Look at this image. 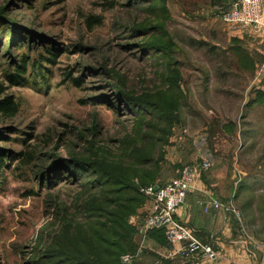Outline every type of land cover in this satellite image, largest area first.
Here are the masks:
<instances>
[{
    "label": "rangeland",
    "instance_id": "rangeland-1",
    "mask_svg": "<svg viewBox=\"0 0 264 264\" xmlns=\"http://www.w3.org/2000/svg\"><path fill=\"white\" fill-rule=\"evenodd\" d=\"M226 3L0 0L1 97L18 106L0 116V264L137 257V185L202 159L224 174L243 236L262 225L264 31L224 23ZM51 49L44 76L10 87L21 57Z\"/></svg>",
    "mask_w": 264,
    "mask_h": 264
},
{
    "label": "crops",
    "instance_id": "crops-1",
    "mask_svg": "<svg viewBox=\"0 0 264 264\" xmlns=\"http://www.w3.org/2000/svg\"><path fill=\"white\" fill-rule=\"evenodd\" d=\"M209 172H203L196 181V189L185 195L174 219L189 228L203 244L212 247L217 253L215 260L199 259L184 263L172 254L162 230H149L141 241L137 237L136 264H264V220L262 225L254 226L248 230L247 236H243L238 220L231 213L219 209L204 210V204L210 198L227 202V192L222 191L226 188L223 183L227 182L224 174ZM147 203L145 209L148 214L153 203L150 199Z\"/></svg>",
    "mask_w": 264,
    "mask_h": 264
},
{
    "label": "built area",
    "instance_id": "built-area-1",
    "mask_svg": "<svg viewBox=\"0 0 264 264\" xmlns=\"http://www.w3.org/2000/svg\"><path fill=\"white\" fill-rule=\"evenodd\" d=\"M264 0H227L226 9L222 14L223 22L242 26L254 34L264 31ZM211 164L202 159L194 165L180 168L178 178L165 183L163 186H148L142 193L153 203L149 213L140 224L139 234L149 230H162L172 254L184 263L199 259L214 261L217 253L212 247L203 244L192 231L174 219L175 211L184 203L185 195L196 189V181L203 172L210 170ZM157 187V190H156ZM222 210L224 213L236 217L240 227L242 220L233 202L210 198L204 204V210ZM243 231V230H242ZM135 255L120 256L122 264H131ZM158 264V263H154Z\"/></svg>",
    "mask_w": 264,
    "mask_h": 264
},
{
    "label": "trees",
    "instance_id": "trees-1",
    "mask_svg": "<svg viewBox=\"0 0 264 264\" xmlns=\"http://www.w3.org/2000/svg\"><path fill=\"white\" fill-rule=\"evenodd\" d=\"M101 22L97 17H90L87 19L86 24L89 29H92L95 27V25H99ZM14 39V38H13ZM47 58L43 57L42 55H39L37 58H34L32 60L21 57V59L18 61L19 63L16 65L15 70H13L12 74H8V83L10 87H16V86H23L26 83V76L29 72L34 73L37 72V76H44V72L46 71L43 66V63H49L51 65L56 64V59L59 56V52L56 51V49L48 50L47 52ZM47 72V71H46ZM2 89H0V97L2 94ZM18 106L13 102V99L8 96H4L0 98V116L4 115L7 117H13L17 114ZM22 156V155H21ZM3 157V156H2ZM0 156V169L3 165V159ZM137 185V184H136ZM146 184H138L137 188L140 194H142L145 198H147L142 192L140 188H145ZM119 220V215L117 217ZM123 229H120V231L123 232V234L120 235L122 239L128 240V244L132 245L133 243V229L126 225V221L123 223ZM134 248V246H133ZM123 254L121 251H118L117 253L110 256V263L111 264H120L119 263V256ZM128 254V253H126Z\"/></svg>",
    "mask_w": 264,
    "mask_h": 264
},
{
    "label": "water",
    "instance_id": "water-1",
    "mask_svg": "<svg viewBox=\"0 0 264 264\" xmlns=\"http://www.w3.org/2000/svg\"><path fill=\"white\" fill-rule=\"evenodd\" d=\"M156 190H157V187H156Z\"/></svg>",
    "mask_w": 264,
    "mask_h": 264
}]
</instances>
